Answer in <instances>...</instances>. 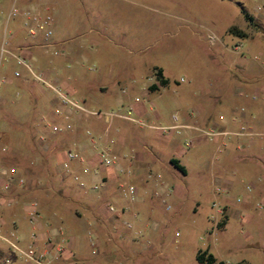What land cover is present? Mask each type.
I'll use <instances>...</instances> for the list:
<instances>
[{
    "label": "crops",
    "instance_id": "0c3cea01",
    "mask_svg": "<svg viewBox=\"0 0 264 264\" xmlns=\"http://www.w3.org/2000/svg\"><path fill=\"white\" fill-rule=\"evenodd\" d=\"M67 1H15L20 7L32 6L52 15L50 39L56 47L64 50L63 54L45 52L41 46L42 36L27 35L20 17L21 30L12 31L11 47H19L36 68L48 75L58 73L64 89L76 93L90 107L89 82L81 79L80 67L74 62L69 63L74 55L86 58L87 37L86 33H80L81 40L72 41L77 36L68 34L73 21L70 19L72 15L64 12ZM14 69L11 72L5 67L0 70V75L10 78V86L2 93L0 101V110L5 108L8 116L6 129H0V138L10 142L9 151L18 155L15 167L26 177V183L14 185L9 191L0 189L3 196L12 198L11 204L0 206V218L2 232L15 238L21 247L31 242L35 232L41 246L47 237L54 241L64 238L66 248L60 255L61 262L156 264L152 249L161 246L166 224L180 212L182 201L181 204L178 202L187 191L186 179L190 173L197 181L210 179L211 186L213 178L218 176L227 188L219 194L222 202L216 205L215 225L220 216L218 208L226 215V220L234 213L249 221L252 214L248 209L253 207L251 198L260 197L264 206V99H253L249 94V101L237 100L234 96L241 94L240 87H235L239 92L236 90L230 96L221 86L214 94L199 97L192 108L169 110L165 108L166 101L162 99L159 103L152 97L151 90L158 89L156 83L139 86L123 83L121 90L112 96L110 105L124 107L132 104L144 124L122 117L106 121L105 117L84 115L73 118L72 129L64 133L49 132V147L44 148L37 139L43 129L42 116L63 122L53 113L57 98L51 90L41 88L23 68H20L21 77H13ZM248 79L249 91L264 93V76L253 74ZM136 96L141 99L137 100ZM175 111L177 119L172 117ZM161 126L172 127L163 131L159 128ZM195 127L231 132L243 129L253 133L208 137ZM88 130L96 138V147L108 145L124 171L111 165L102 168L99 175H93L84 169V162H70V170H64L62 160L66 149H75L86 158L91 156L95 148L91 146ZM187 139L192 140L188 147L184 145ZM217 148H220L219 155L214 157ZM91 162L96 163L95 157ZM74 175H78L88 188L101 176L102 186L88 193L87 188L79 186ZM245 179H252L254 188L240 208H234L230 193ZM248 186L244 184L250 189ZM161 197L172 200L171 206L177 203V208L168 216H161ZM31 199L38 201L37 224L30 222L28 217L27 207ZM107 203L115 205V212L107 209ZM243 211L245 214H241ZM150 220L151 230L147 231ZM127 222L131 223L130 227ZM90 232L97 239V251L90 243ZM139 234H145L141 242ZM142 240L146 242L142 243ZM160 253L161 250H157V254ZM21 260L25 261L20 252L0 239V264H24Z\"/></svg>",
    "mask_w": 264,
    "mask_h": 264
},
{
    "label": "rangeland",
    "instance_id": "374dc122",
    "mask_svg": "<svg viewBox=\"0 0 264 264\" xmlns=\"http://www.w3.org/2000/svg\"><path fill=\"white\" fill-rule=\"evenodd\" d=\"M67 2L64 12L71 14L70 19L73 21L68 34L77 36L72 41H80V33H86L87 37L84 49L86 58L74 55L69 63L74 62L80 67L81 79L89 82L90 90L87 92L90 107L84 104L89 109L101 112L91 116L103 118L104 112L125 113L129 109L132 117L140 119L132 104L124 107L110 105L112 96L121 90L123 83L136 86L156 83L158 89L151 90L152 97L159 103L163 99L167 102L165 108L174 110L192 108L199 97L214 94L221 86L230 96L236 90L239 92L235 87H240L241 94L234 97L249 101L247 95L252 94V91L248 89V78L253 74L264 76V0ZM12 3L13 0H0V44L5 18ZM240 3L253 15L256 25L244 17ZM257 6L260 8L255 9ZM230 25L244 30L246 37L229 33L227 27ZM7 27L11 29L7 38L11 37V31L21 30L18 17L10 19ZM209 33L217 36L214 44H210L207 38ZM236 43L240 44L238 50L234 49ZM9 46H12L11 41ZM4 67L8 72L13 68H21L14 62L2 59L0 70ZM157 69H161L163 77L167 79L166 84L160 83ZM7 77L8 80L0 84V101L2 93L10 86V78ZM40 87L47 89L42 85ZM67 91L79 98L76 93ZM136 99L140 100L141 97L136 96ZM5 110H0V129L7 127ZM114 117L118 116H110L111 119ZM10 148L11 143L0 138V164L17 165L18 155L9 151ZM219 149H216L214 157L219 155ZM186 184L187 191L178 202L181 204L182 201L180 212L166 224L161 246L156 245L152 249L156 264H201L195 255L198 249L205 248L226 264H264V206L259 207L260 203L263 204L262 199L258 196L251 198L253 207L248 209L252 214L249 221L234 213L226 220V215L221 213L219 217L217 215L215 225L216 205L213 201L218 204L222 201L221 195L212 193L210 179L197 181L190 173ZM244 184L250 185V189L245 188ZM85 188L89 190L88 193L94 191L87 186ZM253 188L252 179H245L238 189L231 191L230 199L234 208H240ZM160 205L163 210L161 216H168L177 208V203L170 210L165 209L163 202ZM241 214H245L244 211ZM221 221L222 225L219 226ZM150 225L151 220L147 231L151 230ZM138 237L141 242L145 234ZM145 242L142 240V243ZM157 250L162 253L157 254ZM20 262L32 264L23 260Z\"/></svg>",
    "mask_w": 264,
    "mask_h": 264
},
{
    "label": "built area",
    "instance_id": "2783aa9c",
    "mask_svg": "<svg viewBox=\"0 0 264 264\" xmlns=\"http://www.w3.org/2000/svg\"><path fill=\"white\" fill-rule=\"evenodd\" d=\"M16 1V0H15ZM13 2L10 6L6 22L3 31V38L0 44V61L4 60H13L16 64H18L21 68H23L29 75V77L36 81L39 85L44 86L45 88L51 90L58 101V104L54 107L53 113L57 115L58 118H61L63 122L53 121L48 119L46 116H42V127L43 129L37 134V139L42 143L44 148L49 147L48 143V133H62L66 130H70L73 127V123L71 120L73 118H81L84 115H99L101 112L89 109L85 106L84 102L75 98L72 94H70L67 90H65L60 83V76L58 73H55L53 76L48 75V73L44 70L38 69L35 67L32 59L29 56H26L22 53L19 47H11L9 46L11 37L7 38V33L10 30L7 27V23L10 19H15L20 17L21 26L24 31L29 36H42L41 46L45 50V52H50L54 55L63 54L64 50L56 47V45L51 41L50 37L52 35V15L49 12H42L41 10L32 7H20L16 2ZM260 6L255 7V9H259ZM12 36V31L11 34ZM207 38L210 44H214L217 40V36L214 33H209ZM234 49H240V44L236 43L234 45ZM13 77H21L22 70L20 68H16L12 72ZM8 80V77L5 75H0V84L5 83ZM253 99L262 98L264 99V93L253 92L251 94ZM243 110V109H242ZM103 116L106 121L110 119V116H118L128 120L136 121L138 123L144 124V122L140 119H136L131 116L130 110L128 109L125 113L119 112H104ZM173 119H177V112L175 111L172 114ZM178 125H175V127ZM172 126H161L159 127L163 131L170 129ZM200 130L205 136L214 137L218 134H252V131L249 130H240V131H226V130H217V129H203L195 127ZM87 134L90 139L91 146L95 149L92 150L91 159L86 158L79 151L75 149H66L65 155L62 160L63 168L66 172L70 170V162H84V169L90 172L93 175H99L102 168L114 165L118 171H124L123 166L115 159V157L110 152L108 145L100 144L97 146L96 138L94 135L88 130ZM192 144L191 139H187L184 142L186 147ZM95 157L96 163H92L91 160ZM74 178L78 181L79 186L82 188L86 187V184L83 180L79 178L78 175H74ZM103 179L100 176L99 180L93 182L89 188L97 190L102 186ZM26 183V177L19 172L18 168L15 166H6L4 164H0V189L1 191H9L14 185L23 186ZM250 188V186H248ZM226 186L223 184V181L220 177L215 176L212 182V193L214 195H219L226 190ZM123 193L127 194V191L123 189ZM132 193V191H131ZM12 202L11 197H5L0 193V206L9 205ZM161 202L165 204V209L170 210L172 208L171 204H169L164 197H161ZM214 205L218 203L213 201ZM263 205L259 204V207ZM107 209L110 212H115L116 207L112 203L106 204ZM28 217L30 222L37 224L39 222V210H38V201L36 199H31L28 203L27 207ZM218 213H223L221 208H218ZM2 218H0V239L7 242L12 248L18 250L22 255L23 259L28 263L35 264H91L88 262L81 263H67L60 261V255L64 252L66 245L64 238H61L59 241H54L51 237L46 238V242L43 246L39 243L38 235L34 232L32 233L31 242L26 247H21L15 238H12L11 235H6L2 232ZM217 224V222H216ZM126 225L131 226L130 222H127ZM91 234V232H90ZM90 243L94 249L97 251V239L94 235L91 234ZM120 264H124L123 261Z\"/></svg>",
    "mask_w": 264,
    "mask_h": 264
},
{
    "label": "trees",
    "instance_id": "16d2710c",
    "mask_svg": "<svg viewBox=\"0 0 264 264\" xmlns=\"http://www.w3.org/2000/svg\"><path fill=\"white\" fill-rule=\"evenodd\" d=\"M240 7H241V12L243 13L244 17L252 25H256L253 15L251 13H249L241 3H240ZM227 30L229 33L237 35L239 37H246V35H247V33L244 30H242L241 28H239L235 25L229 26V28ZM156 75H157V77H158V79L162 85L167 83V79H165L163 77L161 69L156 70ZM150 88H153V86H151ZM173 162H175V161H173ZM178 167L180 169H182L181 166H178ZM221 225H222V221L219 223V226H221ZM195 257H196L197 261L201 264H226L225 261L217 259V257L212 252H210L208 248L198 249ZM238 264H244V263L239 262Z\"/></svg>",
    "mask_w": 264,
    "mask_h": 264
}]
</instances>
